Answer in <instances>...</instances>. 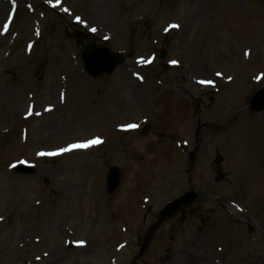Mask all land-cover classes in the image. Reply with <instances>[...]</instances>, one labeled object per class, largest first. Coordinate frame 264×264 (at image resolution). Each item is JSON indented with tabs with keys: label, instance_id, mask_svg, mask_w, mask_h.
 <instances>
[{
	"label": "rangeland",
	"instance_id": "obj_1",
	"mask_svg": "<svg viewBox=\"0 0 264 264\" xmlns=\"http://www.w3.org/2000/svg\"><path fill=\"white\" fill-rule=\"evenodd\" d=\"M5 1L0 264H264V113L246 111L264 88V0ZM77 31L125 63L92 80ZM189 178L202 201L149 241Z\"/></svg>",
	"mask_w": 264,
	"mask_h": 264
},
{
	"label": "water",
	"instance_id": "obj_2",
	"mask_svg": "<svg viewBox=\"0 0 264 264\" xmlns=\"http://www.w3.org/2000/svg\"><path fill=\"white\" fill-rule=\"evenodd\" d=\"M82 43V38L80 39ZM82 56L84 62L86 64V68L89 73L93 76H98L101 74H109L111 73L116 66L120 63V59L114 55H111L106 49L103 47H96L95 45H88L84 47L82 50ZM261 98V97H260ZM264 108V107H263ZM112 174V186L110 190L113 191L119 180L118 172L114 171ZM196 201V196L193 194H189L176 202L173 206L169 207L163 214L162 220L160 224L164 221V219L174 213H176L180 208L189 206Z\"/></svg>",
	"mask_w": 264,
	"mask_h": 264
},
{
	"label": "snow or ice",
	"instance_id": "obj_3",
	"mask_svg": "<svg viewBox=\"0 0 264 264\" xmlns=\"http://www.w3.org/2000/svg\"><path fill=\"white\" fill-rule=\"evenodd\" d=\"M173 27H176V25H173ZM93 31H95V29H92ZM130 127L132 128H135L136 125H131ZM100 141L98 140H94V141H91L90 143H99ZM85 145H70L68 148H64V149H61V152H68V151H71L72 149L74 148H77V147H84ZM57 153H48V155H56ZM41 155H45L44 153H41Z\"/></svg>",
	"mask_w": 264,
	"mask_h": 264
},
{
	"label": "bare ground",
	"instance_id": "obj_4",
	"mask_svg": "<svg viewBox=\"0 0 264 264\" xmlns=\"http://www.w3.org/2000/svg\"><path fill=\"white\" fill-rule=\"evenodd\" d=\"M1 2H0V13H2L3 12V10L5 9V6L7 5L4 1H2V0H0ZM6 4V5H5ZM133 66V65H132ZM35 101V100H34ZM38 106V105H37ZM33 107H36V103L35 102H33ZM83 248H81L80 250H82ZM187 254H189V252H187V251H185V252H183L182 253V255H187Z\"/></svg>",
	"mask_w": 264,
	"mask_h": 264
}]
</instances>
